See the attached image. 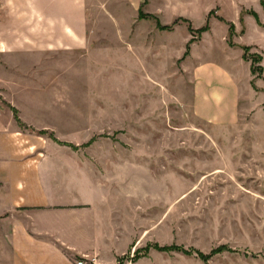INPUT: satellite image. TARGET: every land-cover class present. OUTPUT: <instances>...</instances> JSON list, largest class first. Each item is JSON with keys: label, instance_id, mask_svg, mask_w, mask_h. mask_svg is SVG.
Masks as SVG:
<instances>
[{"label": "rangeland", "instance_id": "1", "mask_svg": "<svg viewBox=\"0 0 264 264\" xmlns=\"http://www.w3.org/2000/svg\"><path fill=\"white\" fill-rule=\"evenodd\" d=\"M17 1L0 0L3 27L34 19L12 17L27 15ZM107 1H75L84 30L63 44L53 35L50 52L19 36L0 53L16 142L67 157L70 177L82 167L108 194L125 252L102 264H264V0ZM214 58L252 73L231 127L200 122L190 105L194 65Z\"/></svg>", "mask_w": 264, "mask_h": 264}, {"label": "crops", "instance_id": "2", "mask_svg": "<svg viewBox=\"0 0 264 264\" xmlns=\"http://www.w3.org/2000/svg\"><path fill=\"white\" fill-rule=\"evenodd\" d=\"M75 1L18 0L27 3V15L16 11L12 17L20 22L27 17L34 19L23 27L14 20L4 27L0 22V53L5 56L16 50L22 40L19 36H26L27 42L23 43L27 47L38 45L50 52L54 43H60L55 42L59 37L53 35L63 36V44L67 35L82 34L84 28L77 25L81 15ZM178 1L163 2L173 8ZM107 5L111 11L113 1H107ZM211 10V6L203 8L205 17ZM219 12L227 19L223 6ZM68 13H72L71 19ZM36 16L43 18V26L35 25ZM179 16L191 17L178 12L173 18ZM255 29L264 35L263 29ZM35 36L41 42L36 43ZM227 60L231 68L215 58L194 65L190 105L202 123L231 127L247 108L244 99L251 94L250 67L243 59ZM8 72L0 63V87L7 81ZM5 108L0 101V264H77L80 259H84L83 264H102L122 255L124 238L121 234L117 237V227H122L123 222L117 223L119 211L108 200V194L103 195L101 185L82 167L79 173L75 170V178L70 177L67 157L49 153L37 157L35 142H16L14 125L8 121Z\"/></svg>", "mask_w": 264, "mask_h": 264}, {"label": "trees", "instance_id": "3", "mask_svg": "<svg viewBox=\"0 0 264 264\" xmlns=\"http://www.w3.org/2000/svg\"><path fill=\"white\" fill-rule=\"evenodd\" d=\"M202 29H203V30H208V29H209V25H208V24L205 25ZM261 69H262V68H261ZM253 72H254V70H253ZM7 106H9V107L11 108V110H12L13 113H14L15 118H16L18 121H20L19 118H18L17 115H16V114L18 113L17 109L14 108V106H12L11 104H8Z\"/></svg>", "mask_w": 264, "mask_h": 264}, {"label": "built area", "instance_id": "4", "mask_svg": "<svg viewBox=\"0 0 264 264\" xmlns=\"http://www.w3.org/2000/svg\"><path fill=\"white\" fill-rule=\"evenodd\" d=\"M85 263L84 259L83 260H78L77 264H83Z\"/></svg>", "mask_w": 264, "mask_h": 264}]
</instances>
